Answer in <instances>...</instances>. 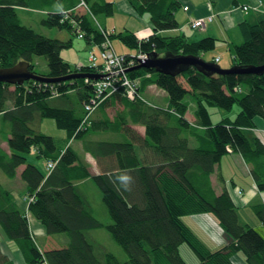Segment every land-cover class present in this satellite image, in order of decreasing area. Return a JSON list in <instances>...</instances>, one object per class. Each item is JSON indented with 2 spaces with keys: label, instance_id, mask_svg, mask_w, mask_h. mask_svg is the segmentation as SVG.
I'll list each match as a JSON object with an SVG mask.
<instances>
[{
  "label": "trees",
  "instance_id": "trees-1",
  "mask_svg": "<svg viewBox=\"0 0 264 264\" xmlns=\"http://www.w3.org/2000/svg\"><path fill=\"white\" fill-rule=\"evenodd\" d=\"M78 1L0 0V68L24 61L33 71V58L43 57L49 69L44 75L47 77L72 72L94 73L89 67L71 70L64 62L60 51L68 48L70 41L46 38L29 25H23L19 18V12L46 11L41 26L66 29L74 34L65 20L69 14L58 12L57 5L60 9L65 4L74 8ZM82 1L95 18L113 13L111 3ZM128 2L138 15H148L153 34L138 40L133 33L115 34L114 31L110 39H118L137 54L154 52L162 56L169 52L203 59L205 53L215 48L212 38L189 42L184 36L159 34L178 29L175 18L180 9L178 0ZM52 6L57 8L51 10ZM72 18L81 23L83 39L100 43L102 38L91 25L94 22L78 13ZM239 28L243 42L233 46V65H263L264 21L253 25L242 23ZM128 77L139 81L141 95L148 86L155 85L168 96V109L151 107L138 99L130 102L121 94L110 97H121L129 104L127 116L131 123L144 127L143 135L127 128L126 132L134 135L130 140L145 148L149 145L147 149L156 157L153 161L167 165L170 175L152 173L154 162L139 163L131 142H99L92 154L99 158L102 171L92 176L71 147L40 132L41 121L51 119L69 139L73 138L76 128L83 125L85 119L88 123L93 112L102 107L101 102L92 113L86 111L94 97L92 80L60 83L29 80L19 86L0 83V139L7 144V150L0 145V171L7 179H13L18 168L24 166L20 178L29 196L27 212L43 225L48 236L65 235L67 243L50 244L40 252L31 238L26 212L16 205L12 194L0 181V228L8 240L20 249L27 264H186L179 254L183 243L196 255L198 264H233L231 258L237 253L242 254L246 264H264V239L249 225L240 224L229 192L216 194L210 178L223 156L233 152L249 166L257 190L264 192V141L255 134L250 139L245 135L247 131H256V118L264 123V73L260 76H206L189 68L170 76L139 69L128 71ZM71 91L72 96L68 94ZM187 96L196 105V120L206 128L204 135L197 136L199 146L195 149L188 146L186 138L180 137L181 130L172 126L175 119L179 128H188ZM235 105L240 110L234 119L225 117L216 124L212 122L211 108L230 112ZM103 108L107 110L110 106ZM118 118L119 114L116 122ZM29 154L45 161V168L53 163V169L43 174L28 163ZM85 180L98 189L101 206H97L95 194L85 193L78 184ZM250 208L264 224V204ZM209 213L232 239L216 251L208 250L182 222L183 217ZM93 230L107 231L126 257L114 256L105 245L92 239L89 234ZM0 264L12 263L0 252Z\"/></svg>",
  "mask_w": 264,
  "mask_h": 264
},
{
  "label": "crops",
  "instance_id": "crops-1",
  "mask_svg": "<svg viewBox=\"0 0 264 264\" xmlns=\"http://www.w3.org/2000/svg\"><path fill=\"white\" fill-rule=\"evenodd\" d=\"M94 1H97V2L102 1L106 3L108 2L112 4L113 6L112 15L108 17L106 16L103 17L101 15H98L96 16V20L98 21L101 27L108 29V30H113L115 31V34L120 32L119 27L117 23H112L111 20H113L114 18L113 15H116L117 10L121 13V15H128V14L134 15L135 17H139L140 19L141 17L146 15V14L143 16L138 15L132 9L128 0H94ZM178 1L180 3V10H178L175 13V18L177 22L179 23L178 29L173 30V31L159 33V34L164 35V36H184L189 42H196V41H199L205 38L214 39L215 48L213 49V51L209 52V53H213L211 56L212 58L211 60L218 58L219 60L217 63L220 64L219 66L223 69H227L233 66V46L240 45L243 42V37H242L240 28H239L240 24L248 23V24L253 25L259 21H264V0H178ZM78 6H79V1L76 7L74 8H71L68 4H65V5H62L61 6L62 9H60L59 5H57L58 12L60 11L61 12H64V11L74 12L76 10L77 13H80L82 16L85 15L83 10L79 9ZM184 6L188 7V10L186 12L182 9ZM244 7H247L248 9L243 10ZM52 12H56V11H52ZM208 15H213V21L208 23L205 26V28H203L202 30H193L187 24L189 19L204 18V17H207ZM98 17H100L101 21L98 20ZM89 20L93 22L91 16ZM91 25L92 27H94L93 23H91ZM145 29H149L150 33L149 34L144 33L142 35H139V32L142 33ZM124 30L130 33H133L138 40L146 39L153 34V28H152V25L148 17H147V22L144 21L142 27L135 26V25H133L132 27L124 26ZM62 40L63 39H60L59 41H62ZM97 44L98 43H96L93 39L89 42L85 40V48H84L86 52L85 59L75 58V62L72 65H69L70 61L68 59H64L62 57L61 58L71 68V70L77 69V67L79 66L85 67L87 66L89 52L93 50L94 53L97 54L98 49L95 48ZM120 46L121 48L118 49V52L116 51L117 54H120L123 56H135L137 54V53L134 54L133 51L131 49H128L127 47H124L122 45ZM206 54L208 53H205V55ZM227 54L229 55V57L228 59L225 60L224 57L227 56ZM205 55H203V57ZM150 91H151V97L155 101L153 103L158 102L157 96H162V100L165 101L166 105L168 104L167 94L164 91L158 89L155 85L148 86L142 94L143 97L145 95L149 96ZM73 93L74 92L71 91L68 94L72 96ZM105 104L103 105L106 106L108 103L106 105ZM187 104H188V111L185 115V118L188 122V128L187 129L179 128V125L175 119L172 121V126L180 129L181 130L180 137L186 138L188 142V146L192 149H195L199 146V143L197 142V136L199 137L202 136L200 132L201 127L195 124L196 118L194 116V111H195L194 104L192 103V101L187 102ZM103 105L101 107V110H103V112H100L101 115H99L98 114L99 112H97L95 113L96 117H94V121L100 125L102 124L105 125L109 123V115H108L107 110L110 109L111 107L108 108L107 110L106 109L104 110ZM115 107L117 111L119 112V113L117 112V114H119L117 126L113 125L111 127L109 125L110 127H106L103 130H101L99 133H94L92 136H91L92 132L90 131L84 135L85 137L83 138L82 143L81 141H78V140L69 139L67 136V133L64 130L58 129V127H56L54 123V126L56 127V129L61 132L59 136L53 137V138L61 140L63 142L62 144L65 147L67 146L71 147L77 153L80 161L87 167L88 172L92 176L100 175L102 171L100 168V164L98 163L99 158L94 157V155L92 154L94 151L93 150L94 146H96V144L99 142H121V143L131 142L133 143V148H134L135 153L137 154L139 163L140 162L146 163L147 161H150L151 163V162H154L153 159L156 158V157H153V155L151 154V150L147 149L149 145H146V148H145L144 146H140L137 143L132 142L130 140V137L133 138L134 135L131 134L132 132H128V133L126 132L127 128H130L136 131L137 134L143 135L144 127L140 125L132 124L130 119L127 116V113H128L127 110H122L118 105H115ZM156 108L166 109L160 106ZM209 113H210V110H209ZM117 114L115 117H117ZM46 120L47 119H43L41 121L40 127L42 123ZM125 120L128 122L126 123ZM0 145L4 150H7L6 142L2 141L1 139H0ZM228 155H233L235 157H238L239 161L242 163V166H243V168H241L240 166L236 164V168L234 167V169L237 170L238 172L232 173V175H230L229 177L225 176L226 179L224 178L223 174L219 173L220 176L223 178L226 189L228 190L230 196L233 199V203L235 204L236 209L238 206L250 207L249 203L253 202V199L255 197L261 198V202L253 203L252 205L264 204V192H259L257 190L254 180L250 174L249 166L244 163L240 155L236 153L228 154ZM35 158H36L35 155L29 154L27 156V161L28 163L35 165L36 167L40 169L39 167L40 163L38 162L40 159L34 160ZM156 164H160V165H156ZM152 165L154 166V168H152L151 170L152 173L155 174V172H159L158 174L159 176L170 174V169L167 165L161 166V163H155V162ZM218 166L215 167L214 171H217ZM160 167H162V169H159ZM43 168H44L43 170L41 169L40 170L43 174H46L45 161L43 164ZM23 169H24V166L19 167L17 170L16 177L13 179H8V181L9 182L19 181L18 186H17L19 190H15L13 188L12 189L13 191L11 192V194L14 198V202L16 203V205H18L22 209V211L26 212L27 214L30 234H31V238L33 242L35 243L36 247L39 249L40 252L45 251V249L48 248L50 244L54 246L59 245V244L65 245V243H67V238L65 235L59 234V235L48 236L43 225L38 220H36L29 212H27V208L29 205V201H28L29 196L28 194H26L27 191H26L25 183L20 178V175ZM214 173L210 177L212 184H213V179H214ZM0 181L2 182L3 187H5L4 178L1 179ZM78 184L82 186V190L85 193L89 192V194L96 195L97 203H98L97 206L102 205L101 199H100L101 197L100 193L93 183L85 180V181L79 182ZM236 188L242 191V197L238 198L237 191H235ZM210 215L212 214L210 213L209 214H197V215H191L187 217L188 218L191 217V219L195 221V223L198 225L199 229L197 228L196 230L201 234L204 240L208 243L206 245L209 248H211V250L216 251L222 248L223 246H226L227 244L231 243L232 239L228 235H226L222 229H219L220 232L213 230L214 228H216L215 225L217 224H218L217 226L220 227L218 221L216 222L217 224L214 223L215 225L212 224V222H210L212 225H214L213 226L214 228L211 226L213 228L212 231L216 232L214 233V237L206 229L205 230L203 229V226L199 223V219H200L199 217L210 218L209 217ZM192 220H190V223L193 222ZM210 220L212 219L210 218ZM184 223L186 226L187 224L190 225V223H187V224L186 222ZM97 231L98 230L90 231L89 235L92 239L93 237L91 234L97 233ZM222 232L225 234L226 237H228V240L226 239L225 236H222L221 234ZM194 235L198 237L196 233H194ZM0 252L12 264H27L26 261L24 260V257L20 249L16 246V244L13 241L8 240V238L6 237V235L4 234L1 228H0ZM238 254H241V253H238ZM231 259H232L233 264H246L245 259H243V257L237 254L233 255Z\"/></svg>",
  "mask_w": 264,
  "mask_h": 264
},
{
  "label": "rangeland",
  "instance_id": "rangeland-1",
  "mask_svg": "<svg viewBox=\"0 0 264 264\" xmlns=\"http://www.w3.org/2000/svg\"><path fill=\"white\" fill-rule=\"evenodd\" d=\"M56 8L57 7L52 6L51 10L52 9H56ZM87 9L85 7H82V10H83L84 14L88 18H90L91 15L87 11ZM32 12L33 13L19 12V18H20L21 23L23 25H29L37 33L41 34L42 36H44L46 38L58 39V40L63 39L62 41H65V42L70 41L71 42L70 46L68 48L62 49L60 51V54H61L60 56L62 58H64V59H68L70 61L69 65L74 64L75 58L85 59L86 52L84 50V48H85V40L84 39L77 38L76 36H74V34H72L71 31L66 30V29H64V30H59L57 28L49 29L47 27L41 26L40 25V21L44 17L43 15L45 14L46 11L38 10V11H35V12L32 11ZM65 13H66V16L69 14V17L67 19H65V20H68L70 26H72L73 23L79 25L78 20L72 18V16L77 13L76 10L74 12H65ZM101 16L105 17V15H101ZM113 16H114V18H113V20H111V22L118 24L120 32H124L125 31L124 30V26L125 27L126 26L132 27L133 25H135V26L142 27L143 26V22L144 21L147 22V17H148L147 14L145 15L146 17L142 15L143 17H141V19L139 17H135L134 15H129V14L128 15H121V13L118 10H117L116 15H113ZM209 16H213V15H208L207 17H209ZM91 18H92V16H91ZM148 19H149V17H148ZM98 20H100V17H98ZM187 24H188V22H187ZM72 28L73 27H71V30H72ZM120 32H118V33H120ZM144 33L145 34H149L150 33L149 29H145L142 33L139 32V35H142ZM112 44H113V49L115 50V52L116 51L118 52V49L121 48L120 45L124 46L118 39L112 40ZM132 51H133L134 54L137 53L136 50H132ZM212 54L213 53L206 54L203 57V59L206 60V61H212L211 60L212 59L211 58ZM228 57H229V55L227 54V56H225L224 59L226 60V59H228ZM33 64H34V69H33L34 73H36L38 75H47L49 73V69H48L47 63H46V61H45V59L43 57H34L33 58ZM136 64H138L137 61H136L135 65ZM218 65H220V64H218ZM132 67H134V66H132ZM179 81L183 85H185L183 79L180 78ZM158 89H160V88H158ZM160 90H162V89H160ZM157 98H158L157 99L158 102L153 103L155 101L151 97V91H150L149 92V96L145 95L143 98L138 99V100H140L141 102H143L146 105L151 106V107L160 106L162 108L168 109L167 108L168 104L167 105L165 104V101L162 100V96H157ZM190 98H191L190 96H187L186 101L187 102L192 101V100H190ZM125 99L129 100L128 97H126ZM107 101H108L109 106L111 107L110 109L107 110L108 115H109V123L105 124V125L104 124L100 125V124H97L94 121V117H96L95 113L99 112L98 114L101 115L100 112H103V110H101V108L99 106L96 109V111H94L93 114L91 115V117L89 118V120H90L89 121L90 122L89 126L87 125L89 122L87 124H84V125H79L76 128V130H75L73 138H71V139L81 141V143H82L83 138L85 137L84 135L87 134L90 131L92 132L91 133V136H92L94 133H99L101 130H103L106 127H110V126L112 127L113 125L117 126V122L115 121V118H116L115 116H116L118 111H117L115 105H118L122 110H127V107L129 106V104L125 100H123L121 97H108L102 102L101 106L103 104H105V102H107ZM192 103L196 107V105H195V103L193 101H192ZM156 105H158V106H156ZM239 110L240 109H239V107L237 105H235L233 107L232 111H230V112H226V111L220 110L218 108H211L210 109V115H211V118H212V122L214 124H216V123H218L219 120H221L222 118H225V117L230 118V119H234L235 116L239 113ZM195 124L200 126V123H199L198 120L195 121ZM255 124L257 125L256 131H252V132L247 131V132H245V135L247 136V138L250 139V137L255 134L258 138H261L264 141V123H263V120L261 118H256L255 119ZM40 131H41L42 134L47 135V136H51V137H57V136H59V134L61 132V131L56 129V127L54 126V121L51 120V119H47L46 121H44L42 123V125L40 127ZM205 131H206V128L201 127L200 132H201L202 135H204ZM79 135H81V136L79 137ZM228 154H233V152L232 153L230 152ZM228 154L223 156V158H222V160H221V162H220V164L218 166L217 171H215V173H214V179H213L212 187H213L215 193L218 194V195L221 194L222 191H228L226 189V187H225L224 181L222 180V177L220 176V174H223L224 178L226 179V177H229L230 175H232V173H237L238 172L237 170L234 169V167L236 168V164L238 166H240L241 168H243L242 163L239 161L238 157H235L233 155H228ZM36 159L37 158H35L34 160H36ZM38 162L40 163L39 164L40 169L43 170L44 169L43 168L44 161L42 159H40ZM3 178H4V181H5L4 182V184H5L4 188L8 192L11 193L13 191L12 190L13 188L15 190H19L18 187H17L19 181L9 182L8 179H6V177L0 171V180L3 179ZM235 187H237V186H235ZM235 191H239L241 193V196H239L238 198L242 197V191L240 189L238 190V188H236ZM258 202H261V198L255 197L253 199V202L249 203V205L251 206L253 203H258ZM236 213H237V216H238L240 224L249 225L254 231H256L264 239V224L261 223L260 219L255 215V213L253 212V210L250 207L238 206L237 209H236ZM211 216L212 215H210L209 217L213 220L212 222L216 223L217 222L216 218H214V216H212V217ZM106 218H107V216H106ZM190 220H192L191 217H189V218L188 217H183L182 218V222L183 223L186 222V224L190 223ZM105 221H107V220L105 219ZM190 225L187 224V226H189L188 228L190 230H192L194 233H196L197 236L200 238L199 239L197 237V239L201 243H203L208 250H211V248H209L206 245L208 243L204 240V238L201 236V234L196 230L198 228V225L195 223V221L190 223ZM217 225H215V227L221 229ZM194 227H196V228H194ZM203 229L205 230L204 227H203ZM200 231H202V230H200ZM221 234H222V236H225V234L223 232ZM91 235H92L93 239H95L97 242L100 243V245H105L107 251L112 253L114 256L119 257L120 259H123V257L124 258L126 257L124 251L121 249V247H119L115 243V241L112 239L111 235L107 231L98 230L97 233H93ZM226 239L228 240V237H226ZM211 251H213V250H211ZM179 254H180V257L182 258V260L186 264H198L199 263L198 258L192 252V250L189 248V246L186 243H183L182 245L179 246ZM234 255H236V254H234ZM237 255L243 257L242 254H238L237 253ZM243 259H244V257H243Z\"/></svg>",
  "mask_w": 264,
  "mask_h": 264
},
{
  "label": "built area",
  "instance_id": "built-area-1",
  "mask_svg": "<svg viewBox=\"0 0 264 264\" xmlns=\"http://www.w3.org/2000/svg\"><path fill=\"white\" fill-rule=\"evenodd\" d=\"M83 6L87 9L85 3H82ZM244 10L247 8L244 7ZM183 10L186 12L188 10L187 6L183 7ZM89 12V10L87 9ZM90 13V12H89ZM94 26L98 33L100 34L102 40L95 48L98 49L97 54L92 50L88 55L87 66L94 70L95 74L102 75L100 80H92L91 84L93 87L94 97L90 102V106L86 107L88 113H92L95 106L101 104L104 99L121 94L123 97H128L130 102H133L137 99L143 98V96L138 92L139 90V81H132L128 77V69L135 65L137 59L145 57V54H137L135 56H123L117 54L113 49L112 40L110 37L114 34L113 30H108L100 26L95 17L92 16ZM213 21V16L199 18V19H190L188 25L193 30H202L205 28L207 23ZM74 29V34L77 38H83V31L80 25L72 24ZM218 58L214 61L217 63ZM82 67H77V70L80 71ZM86 82L90 79L85 78ZM85 119L82 123H85ZM54 164L48 163L46 170L49 172L53 169ZM238 197L241 196V193L237 191ZM31 202V201H30Z\"/></svg>",
  "mask_w": 264,
  "mask_h": 264
},
{
  "label": "water",
  "instance_id": "water-1",
  "mask_svg": "<svg viewBox=\"0 0 264 264\" xmlns=\"http://www.w3.org/2000/svg\"><path fill=\"white\" fill-rule=\"evenodd\" d=\"M136 66L129 68L128 71L148 69L163 75L177 76L189 68H194L206 76H224V75H256L264 73V64L260 66L249 65L241 67L233 65L230 68L223 69L217 63L205 61L200 57L193 55H173L169 52L162 56L157 53L146 54L144 58L137 59ZM28 62H18L9 68H0V83L14 86L22 85L24 82L32 80L41 83H60L75 79L100 80L102 75L95 73L72 72L66 76L51 78L44 75H38L29 69Z\"/></svg>",
  "mask_w": 264,
  "mask_h": 264
},
{
  "label": "bare ground",
  "instance_id": "bare-ground-1",
  "mask_svg": "<svg viewBox=\"0 0 264 264\" xmlns=\"http://www.w3.org/2000/svg\"><path fill=\"white\" fill-rule=\"evenodd\" d=\"M82 3H84L82 0H80L79 1V9H81L82 10V7H84L83 6V4ZM78 15H80V16H82L80 13H78ZM69 17V16H68ZM79 22V21H78ZM81 23H79V25H80ZM80 27H81V25H80ZM100 105V104H99ZM97 106H95V108H96ZM94 108V109H95ZM93 109V110H94ZM171 174V173H170ZM169 174V175H170ZM200 219H199V223L208 231V232H210V234L214 237V233H216V232H213L212 231V227H211V225L212 224H214L213 222H212V220H210V218H208V217H199ZM210 222H212V224L210 223ZM211 225H210V224ZM215 225V224H214ZM214 225H212V226H214ZM211 228V229H210ZM213 230H216L217 232L219 231L220 232V230H219V228H215V229H213Z\"/></svg>",
  "mask_w": 264,
  "mask_h": 264
}]
</instances>
